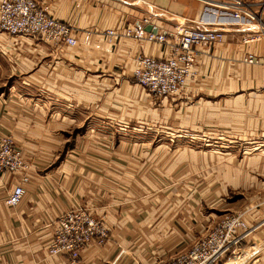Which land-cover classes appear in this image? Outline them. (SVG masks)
Returning <instances> with one entry per match:
<instances>
[{"label": "crops", "instance_id": "crops-1", "mask_svg": "<svg viewBox=\"0 0 264 264\" xmlns=\"http://www.w3.org/2000/svg\"><path fill=\"white\" fill-rule=\"evenodd\" d=\"M209 1L37 0L75 28L76 47L0 34V133L32 168L17 206L4 198L19 175L0 187V264H68L48 246L57 218L76 205L110 229L103 248L82 252L83 264H166L214 216L237 211L260 223L246 241L256 246L247 262L264 264V67L241 62L264 44H244L248 25L223 23ZM143 17L156 32L181 20L225 29L223 42L196 47L183 98L149 104L132 77L134 57L163 58L161 46L106 42L105 30Z\"/></svg>", "mask_w": 264, "mask_h": 264}, {"label": "built area", "instance_id": "built-area-1", "mask_svg": "<svg viewBox=\"0 0 264 264\" xmlns=\"http://www.w3.org/2000/svg\"><path fill=\"white\" fill-rule=\"evenodd\" d=\"M216 6L229 11L236 21L242 20L248 25L250 33L242 38L244 44L264 39V1L257 4V10H252L243 0H218ZM148 23L149 17H143L135 26L122 32L107 29L104 34L109 44L115 38H122L163 48V58L140 53L133 59L132 77L155 97L180 94L187 81L196 74L195 62L199 53L196 47L219 44L225 38V29L211 23L200 27L181 20L173 24L169 33L146 30ZM0 34L39 39L68 48L78 45L75 28L53 17L37 0H0ZM241 62L264 67V52L246 51ZM31 169L13 137L0 133V187L8 175H19L18 183L5 195V205L15 207L20 203ZM259 226L260 223L247 222L245 211L226 214L189 249L174 255L166 264H228L233 259L231 256L235 258L239 251L247 248L246 241ZM109 239L110 229L104 218L95 216L85 206L76 205L57 218L48 255L67 257L68 264H83L81 254L86 248H103Z\"/></svg>", "mask_w": 264, "mask_h": 264}, {"label": "rangeland", "instance_id": "rangeland-1", "mask_svg": "<svg viewBox=\"0 0 264 264\" xmlns=\"http://www.w3.org/2000/svg\"><path fill=\"white\" fill-rule=\"evenodd\" d=\"M209 1V0H208ZM218 1V0H217ZM216 1V2H217ZM245 3H247L248 5H249V7L252 9V10H257V4L258 3H260V2H262V1H264V0H243ZM213 2H211V1H209L208 3L207 2H205V5L206 6H209V7H213L212 4ZM215 3V2H214ZM213 8H215V7H213ZM216 9H221V8H219V7H217ZM221 11H222V9H221ZM227 16H232V14L229 12V11H225V10H223L222 12H221V18H223V19H226L227 21H225L224 20V22L223 23H226V22H228L229 24L230 23H233V21H229V18L230 17H228V19L226 18ZM238 22H240V21H238ZM223 25V24H222ZM261 42H262V44H264V39H261ZM135 83H136V81H135ZM137 84V83H136ZM138 86H140L139 84H137ZM140 87H142V86H140ZM143 88H145V87H143ZM183 90L184 89H182L181 90V93L180 94H177V95H174V96H176V97H179V98H183L184 97V93H183ZM145 91L148 93V103L149 104H155V103H159L160 102V100H162V99H164V98H166V97H173V96H166V97H155V96H153L152 94H150L149 92H148V90L145 88ZM186 106H190V104H189V102L187 103V105ZM179 110V109H178ZM183 110H184V108L181 110L182 112H183ZM175 111H177V110H175ZM180 113V112H179ZM149 126H151L152 125V123H147ZM176 143L175 144H177V143H180V144H182L183 143V140H176L175 141ZM174 143V142H173ZM177 154H179V153H176V155ZM240 157H238V156H236V158H235V160H238ZM217 202H221L220 200L218 201L217 200ZM217 204V203H216ZM204 212H205V214H207L208 212H211L209 209H207V208H205L204 209ZM238 212H240V211H237V212H225L224 214H222V215H220L219 216V218H217L216 216H214L215 218H214V220H213V222L211 223V224H209L210 225V229L211 228H213L220 220H221V218L224 216V215H226V214H230V213H238ZM209 229V230H210ZM208 230V231H209ZM207 231V232H208ZM206 232V233H207ZM205 233V234H206ZM204 234V235H205ZM204 235H202V236H204ZM202 236H200V237H202ZM199 237V238H200ZM198 239V238H197ZM197 239H195V240H193L192 242H191V246H192V244L197 240ZM250 245H247V247H249ZM187 249H189V248H187ZM187 249H185V250H187ZM260 249L261 248H258V252H260ZM185 250H182V251H185ZM181 251V252H182ZM240 252V251H239ZM180 253V252H179ZM178 254V253H177ZM237 256H239V254L237 255ZM231 258H234L233 256H231ZM244 264H252V263H248V262H245Z\"/></svg>", "mask_w": 264, "mask_h": 264}, {"label": "bare ground", "instance_id": "bare-ground-1", "mask_svg": "<svg viewBox=\"0 0 264 264\" xmlns=\"http://www.w3.org/2000/svg\"><path fill=\"white\" fill-rule=\"evenodd\" d=\"M255 250H256V246L255 245H251V246L245 248L244 250L240 251L239 256L235 257V258H239L238 260H240V262L237 263V264H241V263L249 261L250 257L253 255ZM243 251H246L248 253V255L247 256H242L241 252H243ZM235 258H233L228 264H231V262H233V260Z\"/></svg>", "mask_w": 264, "mask_h": 264}, {"label": "water", "instance_id": "water-1", "mask_svg": "<svg viewBox=\"0 0 264 264\" xmlns=\"http://www.w3.org/2000/svg\"><path fill=\"white\" fill-rule=\"evenodd\" d=\"M146 30H151L150 27H145ZM152 32H156V30H151Z\"/></svg>", "mask_w": 264, "mask_h": 264}]
</instances>
